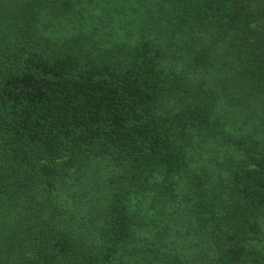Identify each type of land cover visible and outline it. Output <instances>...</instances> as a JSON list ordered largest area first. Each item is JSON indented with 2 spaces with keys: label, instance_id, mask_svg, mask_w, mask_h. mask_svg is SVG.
<instances>
[{
  "label": "trees",
  "instance_id": "1",
  "mask_svg": "<svg viewBox=\"0 0 264 264\" xmlns=\"http://www.w3.org/2000/svg\"><path fill=\"white\" fill-rule=\"evenodd\" d=\"M169 3L167 29L197 46L192 68L213 69L217 85L170 67L184 56L150 40L96 54L43 36L42 14L67 18L73 0H0V264H115L140 224L133 197L163 201L183 176L213 251L206 264H264L252 246L264 211V140L235 136L216 116L225 96L264 125V0ZM219 136L242 159L215 171L213 185L208 172L190 168L189 151ZM100 158L118 171L96 212L97 245L88 227L52 215L50 196L72 170ZM129 253L139 264V252ZM160 254L144 258L187 264Z\"/></svg>",
  "mask_w": 264,
  "mask_h": 264
},
{
  "label": "rangeland",
  "instance_id": "2",
  "mask_svg": "<svg viewBox=\"0 0 264 264\" xmlns=\"http://www.w3.org/2000/svg\"><path fill=\"white\" fill-rule=\"evenodd\" d=\"M75 10L67 18L44 12L39 24L40 32L52 42L62 45L80 41L85 49L96 54L111 51L121 46H135L143 40L169 51L170 55L184 56L181 61L170 59L173 69L187 71L194 80L217 85L216 72L195 70L191 66L193 50L197 46H186L180 36H173L167 29L169 0H73ZM189 39V44H193ZM219 51H222L219 49ZM218 91L221 89L219 87ZM216 108L217 118L229 133L235 136H254L264 140V125L259 117L246 118L230 106L228 97L222 96ZM210 138L202 147L199 144L189 151L190 168L206 171L216 185L224 165L229 167L241 158L221 136ZM197 142V141H196ZM117 168L109 158H100L72 170L52 193V215L70 226L85 229V233L95 244L101 243L102 220L96 215L97 209L106 206L108 198L107 181L117 173ZM226 174V172L224 173ZM174 196L167 194L163 201L155 193L138 194L131 200L133 212H139L140 224L134 241L121 252L115 264H132V254L139 264H148L144 258L149 250H158L159 255L178 256L187 264H206L213 257L210 244L203 237L201 229L191 215V197L187 176L179 178ZM175 197V198H173ZM90 219V220H88ZM260 236L253 242V249L264 261V211L259 218ZM153 255V253H151ZM155 259V258H154ZM161 264L160 259L154 260Z\"/></svg>",
  "mask_w": 264,
  "mask_h": 264
}]
</instances>
